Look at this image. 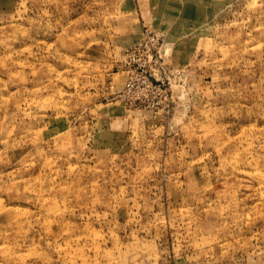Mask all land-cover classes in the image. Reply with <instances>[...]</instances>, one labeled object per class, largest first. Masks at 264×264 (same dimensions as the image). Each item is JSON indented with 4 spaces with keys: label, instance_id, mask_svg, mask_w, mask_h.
<instances>
[{
    "label": "rangeland",
    "instance_id": "obj_1",
    "mask_svg": "<svg viewBox=\"0 0 264 264\" xmlns=\"http://www.w3.org/2000/svg\"><path fill=\"white\" fill-rule=\"evenodd\" d=\"M0 264H264V0H0Z\"/></svg>",
    "mask_w": 264,
    "mask_h": 264
},
{
    "label": "built area",
    "instance_id": "obj_2",
    "mask_svg": "<svg viewBox=\"0 0 264 264\" xmlns=\"http://www.w3.org/2000/svg\"><path fill=\"white\" fill-rule=\"evenodd\" d=\"M137 52H141V50H136L135 53H137ZM138 82H141L145 86H151L152 85L151 81L147 77L140 75V73L136 69H134L131 72V74L128 77L127 82L125 84V93L132 92L135 89Z\"/></svg>",
    "mask_w": 264,
    "mask_h": 264
}]
</instances>
